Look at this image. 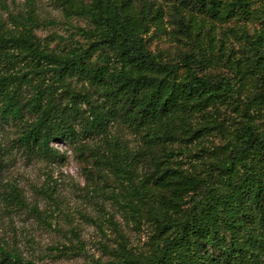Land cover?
Listing matches in <instances>:
<instances>
[{
	"label": "trees",
	"instance_id": "16d2710c",
	"mask_svg": "<svg viewBox=\"0 0 264 264\" xmlns=\"http://www.w3.org/2000/svg\"><path fill=\"white\" fill-rule=\"evenodd\" d=\"M56 1L66 14L89 21L88 28L76 31L91 43L56 53L41 45L35 34L38 22L31 13L26 18L10 16L12 28L0 17V57L12 63L20 55L31 63L24 71L4 72L7 66H1L0 127L19 125L17 148L49 161L62 159L52 142L80 143L82 149L88 145L82 139L107 136L120 120L144 142L143 149L132 152L116 140L114 149L108 154L98 150L95 159L126 180L122 205L132 209L140 205L154 220L152 252L141 256L121 245L113 260L95 264H264V131L251 121L242 123L221 148V158L207 162L202 179L169 166L154 151L157 145L201 141L209 125L217 123L210 109L224 103L232 90L199 71L218 59L203 51L198 56L181 53L172 62L153 52L147 38L150 25L161 29L166 12L149 0ZM165 1L186 2L222 22L258 20L259 32L234 33L245 42L248 70L242 80L263 79L264 0ZM175 10L181 13L177 6ZM185 20L181 15L178 31L190 37ZM73 79L87 82L90 89L84 84L78 90ZM259 97L264 98V91L249 100ZM197 116L203 118L195 127ZM5 150L0 140V161ZM164 150L168 158L170 151ZM146 157L153 160L151 176L138 172ZM7 197L26 204L17 187ZM189 197L194 199L190 206ZM4 248L0 244V264H39Z\"/></svg>",
	"mask_w": 264,
	"mask_h": 264
},
{
	"label": "rangeland",
	"instance_id": "374dc122",
	"mask_svg": "<svg viewBox=\"0 0 264 264\" xmlns=\"http://www.w3.org/2000/svg\"><path fill=\"white\" fill-rule=\"evenodd\" d=\"M149 1L155 7L161 5L166 12L161 29L156 30L154 25H150L147 35L150 49L162 53L172 62L178 61L181 53L198 56L207 51L218 61L199 73L215 81L221 80L232 90L224 103L210 109L217 123L209 125L210 129L203 133L201 141H177L154 147L159 160H168L169 166L182 167L202 179L207 162L221 158V148L235 137L242 123L251 121L264 131V98L249 100L264 91V69L261 70L263 79L242 80V73L248 70L243 55L245 42L234 33L238 30L255 34L262 26L256 19L222 22L206 15L198 7H190L186 2ZM260 5L261 2L256 4L257 7ZM28 13L37 20L35 34L47 50L67 53L76 47H89L91 40L76 31L77 27L88 28L89 21L66 14L60 2L0 0V17L9 28L13 27L10 16L26 18ZM181 15L186 18L190 37L178 31ZM7 51L11 53L10 49ZM12 61L9 63L0 57V69L3 65L7 66L4 72L31 68L29 60L20 55ZM183 72L184 69L181 70ZM84 84L85 88L90 89L87 82L72 80V86L78 90ZM96 98L99 96L96 95ZM87 106L86 103L82 104L83 109ZM202 118L196 117L195 127L202 122ZM18 130L19 125L14 122L0 127V140L6 148L0 161V244L6 247V251L39 264L106 262L122 251L121 245H126L128 250L141 256L152 252L154 220L146 210L140 208L136 197L133 200L139 205L137 209L122 205L126 196V180L116 177L113 171L95 159L98 150L108 154L114 149L116 140L126 144L132 152L145 147L141 138L127 124L120 120L111 125L107 136L82 139V143L88 144L82 149L80 143L52 142L51 148L62 155V159L55 161L30 156L17 148L15 140ZM165 148L170 151L168 158L165 157ZM138 172L144 176L153 175V160L149 157L143 159ZM12 187L22 192L26 201L24 206L7 197ZM193 200L188 198V206ZM53 247L66 248H61L62 252Z\"/></svg>",
	"mask_w": 264,
	"mask_h": 264
}]
</instances>
